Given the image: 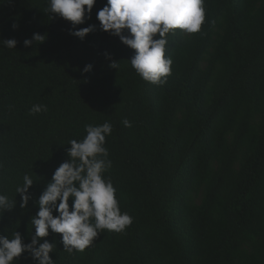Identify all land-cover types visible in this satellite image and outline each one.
<instances>
[{
    "label": "trees",
    "instance_id": "1",
    "mask_svg": "<svg viewBox=\"0 0 264 264\" xmlns=\"http://www.w3.org/2000/svg\"><path fill=\"white\" fill-rule=\"evenodd\" d=\"M105 2L77 26L97 25L80 40L48 0H0V40L18 42H0V193L17 200L0 213V231L29 241L35 199L68 159L69 141L107 121L104 176L132 223L102 230L83 252L50 233L54 264H264V0H205L199 32L167 34L171 74L161 85L143 80L134 50L99 29ZM34 32L47 39L24 47ZM35 104L47 111L30 113ZM25 174L36 183L21 209Z\"/></svg>",
    "mask_w": 264,
    "mask_h": 264
},
{
    "label": "clouds",
    "instance_id": "2",
    "mask_svg": "<svg viewBox=\"0 0 264 264\" xmlns=\"http://www.w3.org/2000/svg\"><path fill=\"white\" fill-rule=\"evenodd\" d=\"M97 0H48V13L69 22V35L83 40L96 30L97 25L88 24ZM205 0H106L96 12L99 29L133 51L131 67L145 81L161 85L171 74L172 59L165 56L170 31L183 30L192 34L200 31L205 20ZM13 29L17 27L13 24ZM47 35L34 32L23 40L24 47L45 42ZM4 46L15 49L17 40H0ZM38 42V43H37ZM110 61L109 67L119 65L107 51L103 53ZM87 64L82 73L92 71ZM47 111L46 105L35 104L30 113ZM125 127L130 122L122 121ZM82 140H70L66 150L68 159L59 164L51 179L36 198L37 211L30 216L34 231L28 242L15 230L11 236L0 231V264H13L14 260L27 259L32 264H54L49 255L57 243L46 239L50 233L59 234V243L69 253L83 252L93 244L102 230L123 232L132 223V217L122 212L116 199V189L104 173L111 168L106 137L112 133V125L86 124ZM36 183L28 175L23 184L16 187L19 207L25 209L33 200L30 188ZM17 205L16 198L0 193V213L9 212ZM29 237V236H28Z\"/></svg>",
    "mask_w": 264,
    "mask_h": 264
}]
</instances>
